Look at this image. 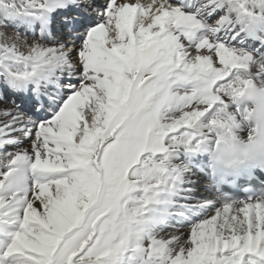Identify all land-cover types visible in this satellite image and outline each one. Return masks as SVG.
I'll use <instances>...</instances> for the list:
<instances>
[{
  "label": "snow or ice",
  "instance_id": "snow-or-ice-1",
  "mask_svg": "<svg viewBox=\"0 0 264 264\" xmlns=\"http://www.w3.org/2000/svg\"><path fill=\"white\" fill-rule=\"evenodd\" d=\"M261 23L264 0H0V264H264V196H197L173 161L242 111Z\"/></svg>",
  "mask_w": 264,
  "mask_h": 264
},
{
  "label": "clouds",
  "instance_id": "clouds-1",
  "mask_svg": "<svg viewBox=\"0 0 264 264\" xmlns=\"http://www.w3.org/2000/svg\"><path fill=\"white\" fill-rule=\"evenodd\" d=\"M261 61L256 71L246 79L249 83L237 94L234 104L242 111L214 130L211 142L203 151L208 155L209 165L214 169L236 170L252 162L264 161V79H261Z\"/></svg>",
  "mask_w": 264,
  "mask_h": 264
},
{
  "label": "bare ground",
  "instance_id": "bare-ground-1",
  "mask_svg": "<svg viewBox=\"0 0 264 264\" xmlns=\"http://www.w3.org/2000/svg\"><path fill=\"white\" fill-rule=\"evenodd\" d=\"M144 2H148V0H144ZM241 27L245 28L244 33L240 37L241 46L248 52L264 59V23L254 26L241 24ZM8 31H11V27H9ZM25 145L27 146V141H25ZM5 150L11 151L13 149L12 146H8ZM173 161L181 167H186L190 170L189 176H194L193 178L196 179L195 194L197 196L211 193L218 199H224L214 190L210 179L211 167L208 155L204 151L189 153L178 150L173 156Z\"/></svg>",
  "mask_w": 264,
  "mask_h": 264
},
{
  "label": "rangeland",
  "instance_id": "rangeland-1",
  "mask_svg": "<svg viewBox=\"0 0 264 264\" xmlns=\"http://www.w3.org/2000/svg\"><path fill=\"white\" fill-rule=\"evenodd\" d=\"M21 31H23V29H21Z\"/></svg>",
  "mask_w": 264,
  "mask_h": 264
}]
</instances>
